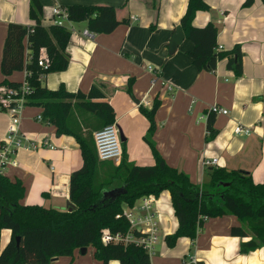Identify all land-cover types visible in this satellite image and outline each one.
<instances>
[{"label": "crops", "instance_id": "1", "mask_svg": "<svg viewBox=\"0 0 264 264\" xmlns=\"http://www.w3.org/2000/svg\"><path fill=\"white\" fill-rule=\"evenodd\" d=\"M43 5L42 23L54 24V7L67 8L73 4H107L116 8L122 22L111 33L83 34L88 21H66L71 30L67 47L68 67L46 75L43 85L58 89L64 85L70 92L89 93L97 86L102 98L92 101L108 102L115 111V122L123 132L126 163L152 165L155 162L152 141L172 166L187 173L203 185L209 180L211 167L240 168L251 173L256 182L264 181V2L255 0H206L207 11H199L197 26L213 22L218 27V47L231 50L240 45L243 52V73L237 75L228 66V58L220 60L215 70H199L190 55L194 43L187 37L174 52L169 44L180 26L188 0H40ZM31 0H0V83L3 47L9 23L33 26L30 17ZM92 32V31H91ZM155 68L151 72L148 66ZM25 70L10 76L25 80ZM6 86V85H5ZM172 87L169 90L168 87ZM73 99L69 124L87 141L104 121ZM155 130L149 136L150 121L144 109L155 104ZM214 103L228 109L229 114H208ZM44 108L27 104L20 115L23 134L34 140L48 138L56 148L19 149L12 156L17 166L8 165L3 174L19 178L26 187L25 203L40 204L61 211L73 210L70 199L71 174L83 164L80 143L72 134H61L44 117ZM214 116L216 135L207 140L208 119ZM39 116H42L39 119ZM11 122L10 114L0 109V145L6 141ZM238 123L251 127L249 136L236 135ZM149 136V139H147ZM216 158L217 164L206 166L204 161ZM112 161H100L99 175H104ZM104 168V169H103ZM163 236L157 245L151 264H264V247L242 253L241 243L252 238L234 236L233 226L243 225L235 215L209 218L191 240L182 237L174 247L165 236L178 225L170 191L158 196ZM12 232L0 230V252L10 241ZM49 264H105L93 255L92 248L83 254L76 250L72 256H61ZM107 264H121L110 260Z\"/></svg>", "mask_w": 264, "mask_h": 264}, {"label": "trees", "instance_id": "2", "mask_svg": "<svg viewBox=\"0 0 264 264\" xmlns=\"http://www.w3.org/2000/svg\"><path fill=\"white\" fill-rule=\"evenodd\" d=\"M255 0H246L244 6H251ZM264 2V0H262ZM70 21H88L89 30L96 33H111L125 20H119L116 8L107 4H73L67 8ZM206 0H188L187 8L180 19L185 35L194 43L190 55L199 70L213 71L220 60L228 58V66L237 75L243 73V52L240 45L231 50H221L218 45V27L209 22L197 26L194 20L199 11H207ZM43 5L40 0H31L30 17L33 26L9 23L1 60L4 75L1 85L20 87L22 82L10 80L16 71L27 70V81L31 92L27 104L44 108V117L57 127L61 134H72L80 143L83 164L71 174L70 199L76 205L73 210L61 211L40 204L24 202L26 187L19 178L0 173V230L12 232L10 241L0 252V264H49L61 256H72L76 250L92 248L96 259L107 264L119 260L121 264H151L148 252L135 245H104L101 231L109 227L113 232H125L129 222L122 213L125 206H133L144 195L159 196L168 190L179 225L165 236L170 247H174L182 237L194 240L206 220L232 214L243 225L233 226L234 236L252 238L242 242L240 250L248 253L264 247V181L256 182L251 173L244 169L211 167L209 180L203 185L194 182L184 171L172 166L158 151L152 141L155 162L152 165L128 164L123 159L113 165L111 177L119 181L112 186V180L99 181L100 159L95 141H87L70 124L73 99L78 105L91 111L104 121V125L115 121L114 108L102 98L103 93L93 86L89 93L70 92L64 85L50 89L43 85L39 76L53 71L65 70L70 62L67 47L71 30L66 26L42 23ZM45 48L49 65H39L41 49ZM159 102L151 110L144 109L150 121L149 136L155 130V112ZM214 116L208 119L207 140L212 139L217 129ZM103 125V126H104ZM102 128V127H101ZM149 136L147 139H149ZM126 187V193L113 199L105 192L115 187ZM249 230V231H248ZM20 238L18 245L17 238ZM198 264H204L198 262Z\"/></svg>", "mask_w": 264, "mask_h": 264}, {"label": "built area", "instance_id": "3", "mask_svg": "<svg viewBox=\"0 0 264 264\" xmlns=\"http://www.w3.org/2000/svg\"><path fill=\"white\" fill-rule=\"evenodd\" d=\"M54 16L56 19L54 24L66 26L68 21L67 9L60 5L54 7ZM83 34L92 36L93 32L85 29ZM39 65L47 68L49 60L47 58L46 49L42 48L39 58ZM149 71L155 72V68L148 66ZM25 80L20 87L5 86L0 91V109L7 111L11 116V122L8 128L7 139L0 145V173H3L8 165L17 166L18 162L12 158L16 152L21 149L36 150L40 147L56 146L48 139L34 140L23 134L20 128V115L22 109L26 106L27 95L31 92V87L27 81L29 72L25 70ZM46 73L43 72L39 76L43 82ZM172 90V87H168ZM208 114L228 115L229 110L214 103L208 108ZM42 116H39L41 119ZM236 135L249 136L253 130L251 127L238 123L235 127ZM94 141L98 158L101 161H112L116 165L120 164L124 157L123 141L120 136L118 124L114 121L104 125L102 128L94 132ZM217 159H207L204 161L206 166L216 165ZM133 206L124 207L122 213L116 217H124L129 222V229L125 232H113L109 227L103 228L101 231V242L104 245L121 244L124 246L135 245L146 250L150 257L156 253L157 245L161 240V213L158 208V196L154 194L144 195L139 198ZM193 264H198L194 262Z\"/></svg>", "mask_w": 264, "mask_h": 264}, {"label": "water", "instance_id": "4", "mask_svg": "<svg viewBox=\"0 0 264 264\" xmlns=\"http://www.w3.org/2000/svg\"><path fill=\"white\" fill-rule=\"evenodd\" d=\"M186 37L185 32L182 28V26H177L174 35L172 36L171 42L169 44L170 47V51L174 52L177 47L180 45V43L184 40V38ZM120 136L122 141H125V137L123 132L120 130ZM126 187L125 186H121V187H115L113 189H110L108 191L105 192V195L112 197L113 199L119 197L120 195L126 193ZM17 242L18 245L20 243V238H17ZM88 248H82L80 249V251L85 254L87 252Z\"/></svg>", "mask_w": 264, "mask_h": 264}, {"label": "rangeland", "instance_id": "5", "mask_svg": "<svg viewBox=\"0 0 264 264\" xmlns=\"http://www.w3.org/2000/svg\"><path fill=\"white\" fill-rule=\"evenodd\" d=\"M20 72H22V71H16V72H14V73H20ZM13 73V74H14ZM9 79L10 80H13V79H11L10 77H9ZM5 87V85H1L0 84V91L3 89ZM113 165H115V164H112L111 166H106L105 167V169H104V172H106V174L104 173V175H101V177H100V175H98L99 176V181H104V182H106V181H110V180H112V186H115V185H118L119 184V181H114L113 179H112V177H111V172H112V170H113ZM99 173H100V171H102V168L99 166ZM5 171V170H4ZM137 203L139 204L140 203V201H139V199L137 200ZM126 207V206H125ZM249 231V230H248ZM250 232V231H249ZM161 238H162V236H163V233L161 232ZM156 254V253H155ZM153 255L152 257H154V256H156V255Z\"/></svg>", "mask_w": 264, "mask_h": 264}]
</instances>
